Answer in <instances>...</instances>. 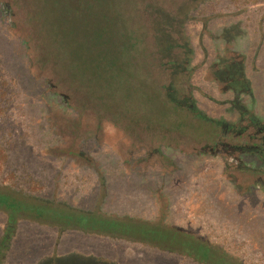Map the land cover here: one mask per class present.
<instances>
[{"label":"rangeland","instance_id":"374dc122","mask_svg":"<svg viewBox=\"0 0 264 264\" xmlns=\"http://www.w3.org/2000/svg\"><path fill=\"white\" fill-rule=\"evenodd\" d=\"M141 2L145 22L155 16L149 39L160 37L164 25L174 42L171 55L186 48L192 53L187 71L198 108L222 121L221 131L242 132L247 143L213 131L203 135L209 127L201 126L178 140L152 137L146 148L109 122L97 129L93 108L79 107L52 86L55 67L35 64L37 1L0 0V186L84 209L163 217L243 264H264V157L250 123L253 116L264 127V0ZM181 5L185 10H178ZM160 7L171 14L177 8L172 24H159L161 14L152 13ZM228 58L229 64L242 62L253 98L231 89L230 78L218 79ZM5 225L0 211V239ZM0 264L201 263L141 243L22 220Z\"/></svg>","mask_w":264,"mask_h":264},{"label":"trees","instance_id":"16d2710c","mask_svg":"<svg viewBox=\"0 0 264 264\" xmlns=\"http://www.w3.org/2000/svg\"><path fill=\"white\" fill-rule=\"evenodd\" d=\"M36 1L39 18L33 32L40 53L35 64L39 69L44 62L55 67L52 86L79 107L93 108L97 129L109 122L129 136L132 143L146 148L147 139L178 140L201 126L209 127L203 135L214 132V136L225 135L234 144L247 143L242 132L231 128L221 131L222 121L208 117L198 108L187 71L192 53L186 48L176 57L171 55L174 42L164 32V25L158 27L160 37L154 43L149 39L155 16L145 22L141 0ZM160 8L152 13L161 14L159 24H164V20L172 24L177 8L172 14L165 7ZM237 45L243 51L242 43ZM221 62L218 79L230 78L235 87L229 88L253 98L242 62L229 64V58ZM250 119L264 157V127L255 117ZM154 151L161 156V149ZM0 211L6 215L0 255L15 237L19 222L30 220L61 231L77 230L141 243L201 264H243L217 243L163 217L152 220L109 213L99 207L84 209L36 198L8 185L0 186Z\"/></svg>","mask_w":264,"mask_h":264}]
</instances>
